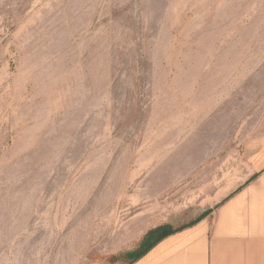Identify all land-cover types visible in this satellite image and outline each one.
<instances>
[{
	"label": "rangeland",
	"instance_id": "374dc122",
	"mask_svg": "<svg viewBox=\"0 0 264 264\" xmlns=\"http://www.w3.org/2000/svg\"><path fill=\"white\" fill-rule=\"evenodd\" d=\"M264 0H0V264H106L248 177Z\"/></svg>",
	"mask_w": 264,
	"mask_h": 264
},
{
	"label": "crops",
	"instance_id": "0c3cea01",
	"mask_svg": "<svg viewBox=\"0 0 264 264\" xmlns=\"http://www.w3.org/2000/svg\"><path fill=\"white\" fill-rule=\"evenodd\" d=\"M245 153L248 177L215 206L146 250L139 244L106 264H264V134Z\"/></svg>",
	"mask_w": 264,
	"mask_h": 264
},
{
	"label": "trees",
	"instance_id": "16d2710c",
	"mask_svg": "<svg viewBox=\"0 0 264 264\" xmlns=\"http://www.w3.org/2000/svg\"><path fill=\"white\" fill-rule=\"evenodd\" d=\"M174 229V227L165 226L159 229H153L149 231L140 242L141 251L151 247L159 238L164 237L165 235L172 232ZM154 233H156V235H154Z\"/></svg>",
	"mask_w": 264,
	"mask_h": 264
}]
</instances>
